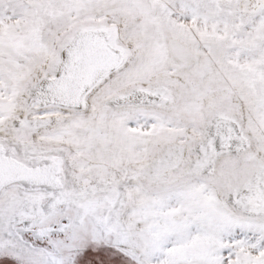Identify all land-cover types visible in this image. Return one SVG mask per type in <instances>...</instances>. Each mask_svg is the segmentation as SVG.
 I'll list each match as a JSON object with an SVG mask.
<instances>
[{
  "label": "snow or ice",
  "instance_id": "1",
  "mask_svg": "<svg viewBox=\"0 0 264 264\" xmlns=\"http://www.w3.org/2000/svg\"><path fill=\"white\" fill-rule=\"evenodd\" d=\"M0 264H264V0H0Z\"/></svg>",
  "mask_w": 264,
  "mask_h": 264
}]
</instances>
